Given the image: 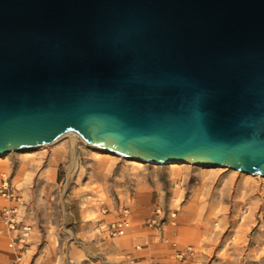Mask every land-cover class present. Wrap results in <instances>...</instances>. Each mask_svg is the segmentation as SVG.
Listing matches in <instances>:
<instances>
[{"label": "water", "instance_id": "1", "mask_svg": "<svg viewBox=\"0 0 264 264\" xmlns=\"http://www.w3.org/2000/svg\"><path fill=\"white\" fill-rule=\"evenodd\" d=\"M67 132L264 176V0H0V157Z\"/></svg>", "mask_w": 264, "mask_h": 264}, {"label": "rangeland", "instance_id": "2", "mask_svg": "<svg viewBox=\"0 0 264 264\" xmlns=\"http://www.w3.org/2000/svg\"><path fill=\"white\" fill-rule=\"evenodd\" d=\"M0 170L32 226L26 264L40 254L46 264H264L260 174L144 162L75 132L9 152ZM126 202L130 226L117 235Z\"/></svg>", "mask_w": 264, "mask_h": 264}, {"label": "built area", "instance_id": "3", "mask_svg": "<svg viewBox=\"0 0 264 264\" xmlns=\"http://www.w3.org/2000/svg\"><path fill=\"white\" fill-rule=\"evenodd\" d=\"M21 200L22 195L12 172L0 170V235L7 240L8 247L14 254L12 264H24L27 261L24 253L32 231V226L25 221L19 207ZM122 213L121 218L112 222L113 233L117 235L124 234L130 226V207L127 202ZM173 215H176L175 211ZM173 244L177 245V242L174 241ZM188 251H192L191 246L179 253V256L183 257Z\"/></svg>", "mask_w": 264, "mask_h": 264}, {"label": "crops", "instance_id": "4", "mask_svg": "<svg viewBox=\"0 0 264 264\" xmlns=\"http://www.w3.org/2000/svg\"><path fill=\"white\" fill-rule=\"evenodd\" d=\"M74 260V259H72ZM14 261V254L11 249L8 247L7 240L0 235V264H12ZM31 259L29 260V262ZM46 259L40 254L36 259V264H44ZM143 260L142 262H144ZM43 262V263H42ZM26 264V262L24 263ZM46 264V263H45Z\"/></svg>", "mask_w": 264, "mask_h": 264}, {"label": "bare ground", "instance_id": "5", "mask_svg": "<svg viewBox=\"0 0 264 264\" xmlns=\"http://www.w3.org/2000/svg\"><path fill=\"white\" fill-rule=\"evenodd\" d=\"M114 152V151H113ZM126 156V155H125ZM170 165H173V166H177V165H183V164H186L185 162H171L169 163ZM189 164V163H187ZM199 166H202V167H212V166H206V165H199Z\"/></svg>", "mask_w": 264, "mask_h": 264}]
</instances>
